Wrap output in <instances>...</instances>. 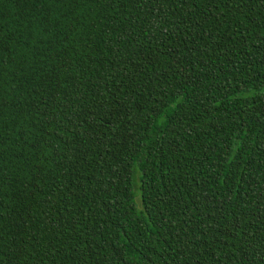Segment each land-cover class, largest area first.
Segmentation results:
<instances>
[{
    "label": "trees",
    "instance_id": "trees-1",
    "mask_svg": "<svg viewBox=\"0 0 264 264\" xmlns=\"http://www.w3.org/2000/svg\"><path fill=\"white\" fill-rule=\"evenodd\" d=\"M0 264H264V0H0Z\"/></svg>",
    "mask_w": 264,
    "mask_h": 264
}]
</instances>
